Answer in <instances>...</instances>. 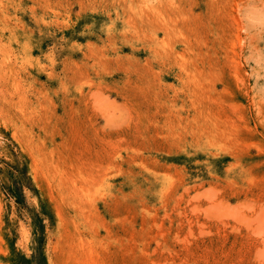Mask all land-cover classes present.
Here are the masks:
<instances>
[{
    "label": "rangeland",
    "instance_id": "374dc122",
    "mask_svg": "<svg viewBox=\"0 0 264 264\" xmlns=\"http://www.w3.org/2000/svg\"><path fill=\"white\" fill-rule=\"evenodd\" d=\"M0 264H264V0H0Z\"/></svg>",
    "mask_w": 264,
    "mask_h": 264
}]
</instances>
